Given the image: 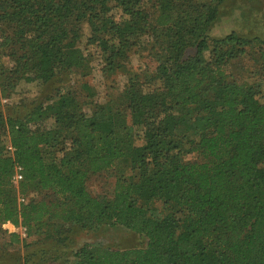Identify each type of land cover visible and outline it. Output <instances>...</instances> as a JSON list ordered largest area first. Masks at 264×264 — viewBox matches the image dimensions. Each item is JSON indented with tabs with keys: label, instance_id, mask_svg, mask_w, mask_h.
Listing matches in <instances>:
<instances>
[{
	"label": "trees",
	"instance_id": "trees-1",
	"mask_svg": "<svg viewBox=\"0 0 264 264\" xmlns=\"http://www.w3.org/2000/svg\"><path fill=\"white\" fill-rule=\"evenodd\" d=\"M226 1L0 0V107L23 83L61 84L0 109V264L20 244L27 264H264V40L211 35ZM80 20L103 78L126 76L104 103ZM102 172L109 196L88 189ZM105 226L147 244L72 248Z\"/></svg>",
	"mask_w": 264,
	"mask_h": 264
},
{
	"label": "rangeland",
	"instance_id": "rangeland-1",
	"mask_svg": "<svg viewBox=\"0 0 264 264\" xmlns=\"http://www.w3.org/2000/svg\"><path fill=\"white\" fill-rule=\"evenodd\" d=\"M80 34L82 36V47L87 54L90 55L92 63L91 76L88 81L93 85L98 93L97 100L101 103L107 101L110 96L117 94L120 88L123 87L126 81V76L122 73L115 75L110 80H106L102 76V61L97 48L87 45V39L90 33L89 25L85 20H80ZM231 32H237L248 37H259L264 40V0H227L220 9V15L217 22L211 30V35L214 37H224ZM146 57V56H145ZM149 60L134 52L131 55L130 68L136 71H141L147 65ZM254 63L250 59H241L233 62L232 70L235 74L241 76H248L249 72L254 69ZM64 84H68L73 76L64 73L61 75ZM58 81L50 82L45 86H41L37 81L30 84L23 83L19 89L11 97V99H1L0 109L4 112L5 106L16 104L19 99L28 97L30 99L39 97L45 99L46 96L51 95L54 89L59 85ZM43 90V91H42ZM1 98V94H0ZM26 111V110H23ZM91 112V110H88ZM51 122L48 123V126ZM188 161H197L198 157L194 154L187 156ZM116 183V176L114 173H100L92 174L88 180V189L93 195H111ZM20 202V201H19ZM21 203V202H20ZM9 233H20L22 238L25 237V230L22 228H15L8 223L3 226ZM2 240V242H6ZM147 239L130 232L119 226H105L95 232H82L75 239L73 249L77 252L85 245L108 247L112 249L128 250L134 248L145 247ZM12 250L16 251L12 255V260H1L2 264H27L25 257L29 251L23 247V244L15 245ZM37 248H43L39 246ZM72 249V250H73ZM32 251H36L32 249ZM31 251V252H32ZM35 264H50L43 263L42 259H37Z\"/></svg>",
	"mask_w": 264,
	"mask_h": 264
},
{
	"label": "built area",
	"instance_id": "built-area-1",
	"mask_svg": "<svg viewBox=\"0 0 264 264\" xmlns=\"http://www.w3.org/2000/svg\"><path fill=\"white\" fill-rule=\"evenodd\" d=\"M9 150L12 152L14 151L12 149V147H9ZM22 180H23V168L21 166L17 165L15 168V175L13 177V183L16 187H18ZM19 201L21 203H23V202H25V198L20 197Z\"/></svg>",
	"mask_w": 264,
	"mask_h": 264
}]
</instances>
